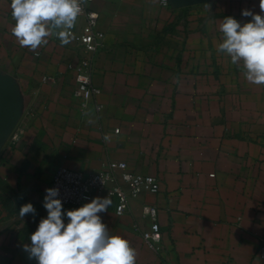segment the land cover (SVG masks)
I'll use <instances>...</instances> for the list:
<instances>
[{
	"label": "crops",
	"instance_id": "1",
	"mask_svg": "<svg viewBox=\"0 0 264 264\" xmlns=\"http://www.w3.org/2000/svg\"><path fill=\"white\" fill-rule=\"evenodd\" d=\"M162 1L87 5L105 48L90 63L101 94L83 106L74 90L75 67L89 56L76 39L84 14L68 44L53 34L33 52L12 35L10 2L0 0V76L20 112L18 138L0 152V264H36L23 245L47 215L58 168L90 175L116 161L160 181L157 195H140L123 216L116 198L100 214L136 248L137 264H264V85L217 50L223 18L246 22L241 10L259 13V0ZM29 202L37 215L19 218ZM145 204L159 210L158 250L134 229L151 225Z\"/></svg>",
	"mask_w": 264,
	"mask_h": 264
},
{
	"label": "clouds",
	"instance_id": "2",
	"mask_svg": "<svg viewBox=\"0 0 264 264\" xmlns=\"http://www.w3.org/2000/svg\"><path fill=\"white\" fill-rule=\"evenodd\" d=\"M82 4L83 0H11L12 35L20 47L33 52L53 34L61 44H68L70 30L84 11ZM259 8V13L241 10L242 17L251 18L246 22L224 17L217 49L230 57L248 83L257 86L264 85V0H259ZM45 193L42 206L47 215L30 234V244L23 245L30 260L36 264H137L136 248L126 238L111 234L100 215L112 205L110 195L66 209L59 188H47ZM27 214L37 215L31 202L18 211L19 218Z\"/></svg>",
	"mask_w": 264,
	"mask_h": 264
},
{
	"label": "built area",
	"instance_id": "3",
	"mask_svg": "<svg viewBox=\"0 0 264 264\" xmlns=\"http://www.w3.org/2000/svg\"><path fill=\"white\" fill-rule=\"evenodd\" d=\"M7 1L11 3V0ZM92 1L83 0L84 11L82 14L85 16V24L76 38L89 55L75 67L74 96L84 100L83 106L86 105L88 98L101 94L100 88L92 84L90 63L92 58L105 48V35L96 29L99 16L96 12L87 9V5ZM167 4V0L162 1V5L167 6ZM10 137L18 138L17 135L13 136L12 134ZM122 183L128 188L125 189ZM54 187L60 189V198H62L64 206L70 207H79L92 197L110 195L111 199H117L116 214L120 217L129 209L131 201L140 195L146 193L157 195L160 192V181L154 176L141 175L131 171L124 161H116L90 175L60 167L55 171L48 188ZM141 211L142 216L149 219L151 225L147 230H141L138 226H135L134 229L140 233L148 248L158 250L162 241V232L158 222V207L145 204ZM258 256L264 263V238L261 240Z\"/></svg>",
	"mask_w": 264,
	"mask_h": 264
},
{
	"label": "water",
	"instance_id": "4",
	"mask_svg": "<svg viewBox=\"0 0 264 264\" xmlns=\"http://www.w3.org/2000/svg\"><path fill=\"white\" fill-rule=\"evenodd\" d=\"M20 118L19 103L12 82L0 76V152L6 145Z\"/></svg>",
	"mask_w": 264,
	"mask_h": 264
}]
</instances>
